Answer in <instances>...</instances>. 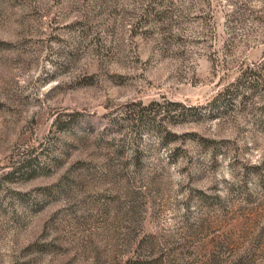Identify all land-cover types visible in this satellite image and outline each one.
Listing matches in <instances>:
<instances>
[{
  "label": "rangeland",
  "instance_id": "obj_1",
  "mask_svg": "<svg viewBox=\"0 0 264 264\" xmlns=\"http://www.w3.org/2000/svg\"><path fill=\"white\" fill-rule=\"evenodd\" d=\"M0 264H264V0H0Z\"/></svg>",
  "mask_w": 264,
  "mask_h": 264
},
{
  "label": "trees",
  "instance_id": "obj_2",
  "mask_svg": "<svg viewBox=\"0 0 264 264\" xmlns=\"http://www.w3.org/2000/svg\"><path fill=\"white\" fill-rule=\"evenodd\" d=\"M239 92H240L239 90L233 91L232 94L222 92L221 94H219V96L216 99L212 101V103H210L209 106L215 107L218 104H220L223 100L230 99L228 98L229 95H234V93H239ZM236 95H239V94H236ZM171 104H173V106H175L176 109L175 108L170 109L169 107L165 108V107L160 106V103L153 102L150 104V106L148 107L144 106L143 108H140V110L137 111V119H140V121L144 123L145 125L146 124L149 126L152 125L153 128L158 129V128H162L166 120L174 121V122L185 121L188 119V116L191 111H196V108H193V107L186 108L181 103H178V102L171 103ZM177 107L178 108L183 107V109L179 110ZM198 111L199 110H197L196 113H200ZM119 120H120L119 117H113L111 119V121L116 124H120ZM121 120H123V118ZM157 121H159V123H156ZM140 134H141V131L137 129L136 135L140 136Z\"/></svg>",
  "mask_w": 264,
  "mask_h": 264
}]
</instances>
